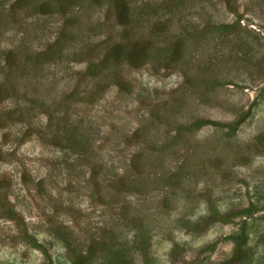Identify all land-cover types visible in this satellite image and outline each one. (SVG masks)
<instances>
[{
    "label": "rangeland",
    "instance_id": "obj_1",
    "mask_svg": "<svg viewBox=\"0 0 264 264\" xmlns=\"http://www.w3.org/2000/svg\"><path fill=\"white\" fill-rule=\"evenodd\" d=\"M0 264H264V0H0Z\"/></svg>",
    "mask_w": 264,
    "mask_h": 264
}]
</instances>
